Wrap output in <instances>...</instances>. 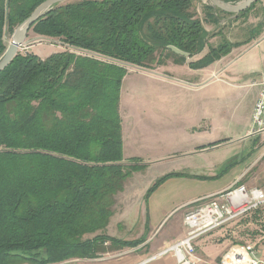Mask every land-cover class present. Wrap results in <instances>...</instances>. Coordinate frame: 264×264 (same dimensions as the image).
<instances>
[{"label": "trees", "instance_id": "16d2710c", "mask_svg": "<svg viewBox=\"0 0 264 264\" xmlns=\"http://www.w3.org/2000/svg\"><path fill=\"white\" fill-rule=\"evenodd\" d=\"M44 1L0 0V57L7 49L6 31L13 33ZM193 5V0H67L32 26L30 32L114 61L70 50L45 58L20 50L0 72V264L97 258L144 240L123 241L104 232L127 178L148 165L123 155L120 99L128 72L123 63L155 69L170 56L185 62L168 49L175 45L191 57L206 51L190 63L204 68L241 44L224 37L213 45L218 33L206 30L204 22L218 24L219 14L228 12L207 4L204 20ZM236 163L231 160V168ZM184 175L158 177L145 199L169 178Z\"/></svg>", "mask_w": 264, "mask_h": 264}, {"label": "crops", "instance_id": "0c3cea01", "mask_svg": "<svg viewBox=\"0 0 264 264\" xmlns=\"http://www.w3.org/2000/svg\"><path fill=\"white\" fill-rule=\"evenodd\" d=\"M224 16L219 23L227 18ZM42 51L36 53L45 58L61 50L49 46ZM205 52L181 63L167 60L155 69L137 65V69H128L120 99L124 158H141L149 170L185 175L169 178L148 200L145 195L155 178L142 185L135 180L139 173L128 177L104 232L123 241L144 240L97 258H83L82 264H179L169 248L187 235L183 209L187 212L195 201L232 187L249 169V137L259 88L251 82H231V64L240 55L226 64H222L223 57L204 68L191 67ZM260 55L264 56V50ZM257 68L260 65L252 63L241 72ZM128 85L131 88L125 89ZM239 90L252 95L242 112H237L233 103ZM241 124L247 127L245 132L232 134L231 129ZM231 160L238 162L232 168ZM227 165L224 174L212 178ZM261 186L264 189V184ZM263 215L264 207L197 238L194 244L201 264H217L234 243L246 242H253L257 256L264 260V229L251 232L258 224L264 228Z\"/></svg>", "mask_w": 264, "mask_h": 264}, {"label": "rangeland", "instance_id": "374dc122", "mask_svg": "<svg viewBox=\"0 0 264 264\" xmlns=\"http://www.w3.org/2000/svg\"><path fill=\"white\" fill-rule=\"evenodd\" d=\"M75 1V0H70ZM242 0H238L235 3L241 2ZM194 2V10L200 16L202 19H206L204 15V9L205 5L211 4L210 0H193ZM220 19L223 18L222 14H219ZM227 17L222 23H213L210 21L204 22V25L207 26L206 30H208L210 33L217 32L218 35L211 39V43L213 45H217L221 42V40L225 37L231 42H241L240 45L234 46L231 50V52L227 55H224L223 57H226L222 61V64H226L229 60H232L237 55H240V59H235L234 62L231 64V82L237 85H243L245 83H254L258 86V96L259 92L261 90L260 82L263 79L264 75V66L262 67V63L264 60V56L260 55L264 50V0H259L256 2L255 6L250 10V12L241 17L239 20H234L235 14L231 15V13H228V15L224 16ZM12 35L13 33H10L9 31H6L5 34V42L7 44V47L10 45L12 41ZM28 43L25 45L24 48L20 49L21 52H25L27 50L32 52H42V49H46V47H52L56 46L57 49H60L61 51L64 50H70L73 52H76L78 54H85V55H99L96 53H93L91 51L87 50H81L73 47H69L67 45H64L60 40L58 39H51L48 37L40 36L38 34H35L33 32H30L27 39ZM245 53H248L244 55ZM101 59L105 61L113 62L114 60L105 57L103 55H99ZM222 57V58H223ZM174 59L172 56H170L167 60ZM255 63L259 64L260 68H257L256 70L250 71V72H244L242 73L244 69H246L250 64ZM126 65L128 69H137L136 65L123 63ZM162 66V65H161ZM236 71V72H235ZM233 73H236L237 78H233ZM224 78L228 79L226 75H222ZM124 88H131V85L124 86ZM241 90H239L240 92ZM252 95H245L242 92L237 93L234 97V106L236 107L237 112H242L243 105H246L247 103L251 102ZM257 102V101H256ZM256 107V103H255ZM254 107V111H255ZM254 115V113H253ZM247 127L244 128V125H236V127L232 131V134H243L245 132ZM256 129V131H254ZM250 132V140L251 146L256 148H253L252 150V158H251V164L249 169L247 170L246 174L240 177L238 181L243 182L247 184L248 186H258L262 187L261 185L264 184V130L261 131V129L258 127L257 124H253V127L251 128ZM239 147V146H236ZM137 176L135 177V180L139 184L144 185L147 181H149L151 178H155V180L166 174L158 172V169L152 168L148 169L147 167L142 168L140 170L135 171ZM155 176V177H154ZM152 180V179H151ZM154 180V181H155ZM153 181V182H154ZM152 182V183H153ZM186 214V208L183 209V220L184 216ZM261 225L258 224V229L252 230L254 234L259 231L260 229H264L260 227ZM94 235H86L85 237H92ZM249 244L255 245L253 242H246ZM109 245V244H108ZM256 247V246H255Z\"/></svg>", "mask_w": 264, "mask_h": 264}, {"label": "built area", "instance_id": "2783aa9c", "mask_svg": "<svg viewBox=\"0 0 264 264\" xmlns=\"http://www.w3.org/2000/svg\"><path fill=\"white\" fill-rule=\"evenodd\" d=\"M91 56L101 59L99 55ZM260 85L253 122L262 131L264 130V75ZM263 207L264 189L237 181L232 187L191 204L184 216L187 235L169 249L174 251L179 264H201L202 259L197 255L194 244L197 238L248 217ZM262 219L264 221V215ZM82 260L83 258H71L58 264H82ZM217 264H264V260L257 256L255 245L234 243Z\"/></svg>", "mask_w": 264, "mask_h": 264}, {"label": "water", "instance_id": "95a60500", "mask_svg": "<svg viewBox=\"0 0 264 264\" xmlns=\"http://www.w3.org/2000/svg\"><path fill=\"white\" fill-rule=\"evenodd\" d=\"M67 0H46L41 3L29 17L20 23L13 32L12 41L0 57V72L4 70L14 59L20 49L24 48L28 41L26 40L32 26L42 17H44L55 6L64 3ZM258 0H242L241 2H226L224 0H210L211 4L225 12L233 13L235 16L242 11L250 8ZM168 49L179 55L190 57V53L178 48L175 45H169Z\"/></svg>", "mask_w": 264, "mask_h": 264}]
</instances>
